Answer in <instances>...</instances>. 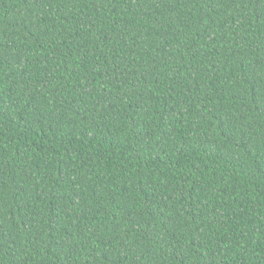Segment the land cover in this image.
Segmentation results:
<instances>
[{
  "label": "trees",
  "instance_id": "1",
  "mask_svg": "<svg viewBox=\"0 0 264 264\" xmlns=\"http://www.w3.org/2000/svg\"><path fill=\"white\" fill-rule=\"evenodd\" d=\"M0 264H264V0H0Z\"/></svg>",
  "mask_w": 264,
  "mask_h": 264
}]
</instances>
